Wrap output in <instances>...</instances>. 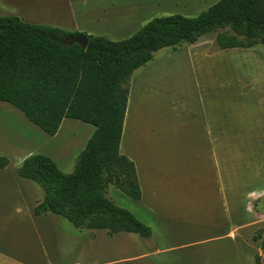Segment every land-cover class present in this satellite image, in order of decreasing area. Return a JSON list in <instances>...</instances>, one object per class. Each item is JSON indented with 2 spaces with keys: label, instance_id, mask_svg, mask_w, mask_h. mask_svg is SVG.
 I'll return each instance as SVG.
<instances>
[{
  "label": "crops",
  "instance_id": "crops-1",
  "mask_svg": "<svg viewBox=\"0 0 264 264\" xmlns=\"http://www.w3.org/2000/svg\"><path fill=\"white\" fill-rule=\"evenodd\" d=\"M182 1L0 0V17L14 15L29 23L117 41L132 36L157 12L182 14L177 11ZM191 1L198 5V0ZM133 76L120 151L135 162L142 195L135 199L138 212L133 213L151 228V235L80 229L62 215L35 214L45 191L19 175L18 167L42 151L45 141L52 144L46 155L62 171L72 172L76 161H71V152L79 147L77 160L95 127L65 118L51 136L17 107L3 102L0 156L8 157L9 164L0 168V264H245L239 248L244 236L233 230L230 125L209 105L208 88L198 83L195 90H175L178 110L171 120L163 114L165 90L144 77L136 98ZM188 150L196 152L197 165L194 155L186 159ZM200 224L205 226L202 237ZM217 226L222 230L209 232ZM260 253L264 261L262 248Z\"/></svg>",
  "mask_w": 264,
  "mask_h": 264
},
{
  "label": "trees",
  "instance_id": "trees-1",
  "mask_svg": "<svg viewBox=\"0 0 264 264\" xmlns=\"http://www.w3.org/2000/svg\"><path fill=\"white\" fill-rule=\"evenodd\" d=\"M215 31L221 49L264 44V0H218L196 16H156L117 41L0 17V101L51 136L65 118L95 127L72 172H63L43 153L18 167L19 175L45 191L35 214L62 215L80 229L151 235L148 225L107 196L109 184L133 199L142 195L135 162L120 151L129 80L160 49L194 44ZM8 164V157L0 156V168ZM255 264H264L261 255H255Z\"/></svg>",
  "mask_w": 264,
  "mask_h": 264
},
{
  "label": "rangeland",
  "instance_id": "rangeland-1",
  "mask_svg": "<svg viewBox=\"0 0 264 264\" xmlns=\"http://www.w3.org/2000/svg\"><path fill=\"white\" fill-rule=\"evenodd\" d=\"M198 1V5H193L191 0H183L177 11L187 16H196L218 0ZM156 16L164 15L157 12L153 17ZM217 34L218 31L203 35L194 45L181 43L177 49L167 47L157 51L153 60L133 72V96L137 98L139 95L138 88L143 86L145 77L152 86L165 90L166 96L161 99L165 108L163 114L167 113L171 120H175L178 110L175 90H195L198 83L208 88L211 99L209 105L215 106L216 115H220L222 120L225 118L226 125H230L233 230L244 236L246 241L243 239L239 243L240 257L245 264H255V255H261L264 240V44L259 43L247 49L239 47L222 50L216 44ZM181 47L185 51L182 52ZM174 50L181 53H174ZM188 97L192 99L191 93ZM3 102L8 103L0 101ZM83 123L89 129H94L93 125ZM44 143L45 141L41 143L42 151L35 153L48 154V148L52 144ZM78 152L79 147L71 152V161H76ZM188 154L186 159L190 160L194 155L193 165H197L196 152L192 154L188 150ZM17 162L18 158L13 159V163ZM71 170L63 169L64 172ZM107 191L108 197L117 205L138 212L137 201L115 185L109 184ZM201 211L205 212L206 208L202 206ZM208 218L212 220L214 213ZM201 221L202 219L199 222ZM204 227L200 224V237L204 236ZM220 230L222 228L217 226L209 232Z\"/></svg>",
  "mask_w": 264,
  "mask_h": 264
}]
</instances>
